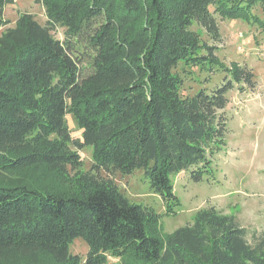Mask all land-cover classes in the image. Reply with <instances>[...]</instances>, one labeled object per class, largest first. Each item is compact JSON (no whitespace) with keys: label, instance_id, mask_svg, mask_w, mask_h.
Instances as JSON below:
<instances>
[{"label":"trees","instance_id":"16d2710c","mask_svg":"<svg viewBox=\"0 0 264 264\" xmlns=\"http://www.w3.org/2000/svg\"><path fill=\"white\" fill-rule=\"evenodd\" d=\"M35 1L44 22L22 12L10 26L14 1L0 0V264H264V240L249 244L232 216L203 208L162 234L153 208L100 175L142 169L170 207L173 175L208 172L226 143L227 93L255 80L222 64L199 30L218 41L219 16L264 32V0ZM191 67L224 82L184 95ZM76 238L84 258L70 252Z\"/></svg>","mask_w":264,"mask_h":264},{"label":"rangeland","instance_id":"374dc122","mask_svg":"<svg viewBox=\"0 0 264 264\" xmlns=\"http://www.w3.org/2000/svg\"><path fill=\"white\" fill-rule=\"evenodd\" d=\"M4 9V18L15 23L19 13L28 12L39 22H44V9L35 0H13ZM254 13L261 17V9ZM220 37L209 39L199 30L201 37L215 47L219 61L228 66L237 63L250 69L254 86L243 88L235 84L228 93V103L223 109L227 118L225 146L212 158V167L195 180L189 171H181L171 177L177 198L170 207L149 187V179L142 169L130 174L115 172L106 177L116 184L118 190L131 203L149 206L160 215L161 233L172 232L190 223L194 214L203 208L215 207L232 216L245 229L246 239L251 245L264 240V32L253 21L221 19L216 16ZM4 27H0V33ZM197 29V26L193 27ZM63 38L62 29L55 32ZM183 77L182 93L192 95L200 88L212 89L224 82V72H202L197 67L187 69ZM71 136L81 140L71 115L66 116ZM82 162L81 170L91 167L92 149L85 146L77 152ZM88 247L84 240L76 238L70 252L85 257ZM116 258L108 257L107 264H115Z\"/></svg>","mask_w":264,"mask_h":264}]
</instances>
